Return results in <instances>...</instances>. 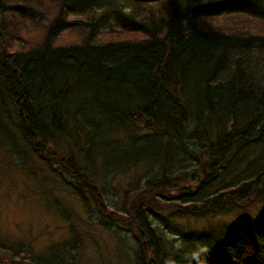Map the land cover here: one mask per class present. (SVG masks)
<instances>
[{
	"label": "trees",
	"instance_id": "1",
	"mask_svg": "<svg viewBox=\"0 0 264 264\" xmlns=\"http://www.w3.org/2000/svg\"><path fill=\"white\" fill-rule=\"evenodd\" d=\"M118 1L0 0V152L47 162L102 221L107 178L146 167L124 191L132 264H264V167L207 188L264 141V0ZM231 210L178 244L162 228ZM80 242L0 240V264H78Z\"/></svg>",
	"mask_w": 264,
	"mask_h": 264
},
{
	"label": "rangeland",
	"instance_id": "2",
	"mask_svg": "<svg viewBox=\"0 0 264 264\" xmlns=\"http://www.w3.org/2000/svg\"><path fill=\"white\" fill-rule=\"evenodd\" d=\"M118 5L127 10L132 4L119 0ZM97 9L95 13H98L100 7ZM85 13L81 12L77 15L83 17ZM110 26L116 27V24H107L103 30H107ZM191 126L189 123L188 130ZM141 131L148 132V129L143 128ZM186 142L188 143L186 149L178 147L176 150L180 149L182 153V150L190 151L192 147L197 150L200 146L192 144L190 139ZM180 152H177L179 153L176 154L177 157L173 156L176 170L179 169L181 162ZM28 154L23 161L18 156L10 158L4 148L0 152V240L6 244L25 243L33 253L39 251L45 253L51 246L70 238L75 239L78 235L81 239L78 264H132L131 258L136 240L133 238V233L126 228L124 209L129 195H125L124 191L131 189L130 182L138 180L140 185L150 177L146 174V167H138L137 176L130 170L117 173L116 176L112 174L107 178L105 183L108 185H105L103 190L107 197L104 205L108 207L112 205L116 211L110 213L108 207L103 208L104 212L110 213L108 216L112 220L106 217L102 221L103 215L95 212L98 208L94 204L90 203L86 206L70 188L61 186L57 173L50 175L47 162L33 153ZM230 159L218 168L216 177L211 179L207 186L208 191L215 190L221 185L233 184V178L249 176L255 170L263 168L264 141L256 144L252 142L244 154H235ZM185 162L187 163V160ZM185 162L184 166H186ZM148 164L150 166V163ZM194 184L197 185L199 182H193ZM151 194L154 198L155 194ZM171 194L175 195L177 192L173 190ZM234 214L236 212L231 210L226 215L216 217L214 215L205 220L185 222L174 219L162 228L171 238L174 237L175 243L178 244L185 229L199 230L210 226L217 228L218 225L220 227L224 224L230 226V221L235 219Z\"/></svg>",
	"mask_w": 264,
	"mask_h": 264
}]
</instances>
